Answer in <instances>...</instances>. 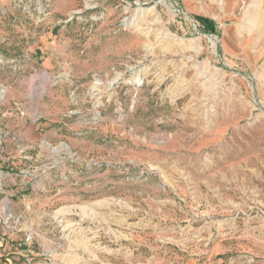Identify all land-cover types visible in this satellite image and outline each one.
<instances>
[{
  "label": "rangeland",
  "instance_id": "1",
  "mask_svg": "<svg viewBox=\"0 0 264 264\" xmlns=\"http://www.w3.org/2000/svg\"><path fill=\"white\" fill-rule=\"evenodd\" d=\"M0 208V264H264V0H0Z\"/></svg>",
  "mask_w": 264,
  "mask_h": 264
},
{
  "label": "trees",
  "instance_id": "2",
  "mask_svg": "<svg viewBox=\"0 0 264 264\" xmlns=\"http://www.w3.org/2000/svg\"><path fill=\"white\" fill-rule=\"evenodd\" d=\"M198 21H200L202 24H204V26H206L207 30L209 31V33H213L214 32V28L212 27L211 23L203 18H197Z\"/></svg>",
  "mask_w": 264,
  "mask_h": 264
},
{
  "label": "built area",
  "instance_id": "3",
  "mask_svg": "<svg viewBox=\"0 0 264 264\" xmlns=\"http://www.w3.org/2000/svg\"><path fill=\"white\" fill-rule=\"evenodd\" d=\"M29 240H30V237H29V236H27V238H26V242H27V241L29 242Z\"/></svg>",
  "mask_w": 264,
  "mask_h": 264
},
{
  "label": "bare ground",
  "instance_id": "4",
  "mask_svg": "<svg viewBox=\"0 0 264 264\" xmlns=\"http://www.w3.org/2000/svg\"><path fill=\"white\" fill-rule=\"evenodd\" d=\"M4 94V93H3ZM3 211V209L2 208H0V212H2Z\"/></svg>",
  "mask_w": 264,
  "mask_h": 264
}]
</instances>
